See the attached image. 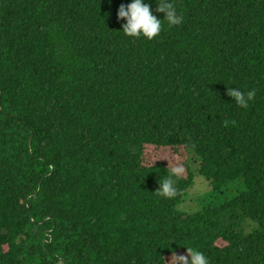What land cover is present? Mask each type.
Instances as JSON below:
<instances>
[{
	"label": "trees",
	"instance_id": "16d2710c",
	"mask_svg": "<svg viewBox=\"0 0 264 264\" xmlns=\"http://www.w3.org/2000/svg\"><path fill=\"white\" fill-rule=\"evenodd\" d=\"M170 2L183 22L148 40L116 18L131 0H0V264H264V0Z\"/></svg>",
	"mask_w": 264,
	"mask_h": 264
},
{
	"label": "clouds",
	"instance_id": "9594fccd",
	"mask_svg": "<svg viewBox=\"0 0 264 264\" xmlns=\"http://www.w3.org/2000/svg\"><path fill=\"white\" fill-rule=\"evenodd\" d=\"M155 11L163 13V19H158L153 15L150 4L143 3L142 0H131L130 4L121 3L117 9V20H125L121 25V29L128 37H145L148 40L158 36L162 30V22L167 21L168 26L172 27L180 25L183 22V16L177 13L176 6L170 0H157ZM226 95L231 97L235 103L243 108L248 107V101L253 100L256 90L252 89L247 92L239 88L233 89L226 87ZM235 124V121H223V126ZM180 168H174L173 174H179ZM175 180L173 175H169L158 181L159 187L156 192L164 197H173L176 194ZM140 194L128 201L122 199L121 207L123 212L120 215V222L125 230L130 233L137 234L145 227V217L148 212L147 200ZM126 204L124 207L122 204ZM175 264H208L205 255L192 248H187L183 253L173 254Z\"/></svg>",
	"mask_w": 264,
	"mask_h": 264
},
{
	"label": "rangeland",
	"instance_id": "374dc122",
	"mask_svg": "<svg viewBox=\"0 0 264 264\" xmlns=\"http://www.w3.org/2000/svg\"><path fill=\"white\" fill-rule=\"evenodd\" d=\"M181 151L178 150V153L175 154L174 159L171 160V163L173 164V167H183V158L181 157ZM205 178L201 175V176H197V186H196V191L199 192L202 189V180H204ZM189 200H193L194 196L189 195L188 196ZM171 233H166V234H159L158 235V241L161 242L162 245V251L165 253L167 251H171L173 249H177L178 247L176 246V244L174 243L173 238L175 235ZM173 238V239H172ZM96 245H98V243H96ZM171 261L175 264V261L173 259V256L170 258Z\"/></svg>",
	"mask_w": 264,
	"mask_h": 264
},
{
	"label": "bare ground",
	"instance_id": "6f19581e",
	"mask_svg": "<svg viewBox=\"0 0 264 264\" xmlns=\"http://www.w3.org/2000/svg\"><path fill=\"white\" fill-rule=\"evenodd\" d=\"M20 85V84H19ZM134 186H137V185H134ZM116 188L115 187H112V188H110L109 190H115ZM99 201H101V198L100 197H97L96 199H90L88 202L90 203L89 204V206H88V208H93L95 205H97V206H100V202ZM102 202V201H101ZM124 207L126 206V204H122ZM72 211L75 213V214H79L80 212H82L83 211V209H81L80 208V210H77V209H75V208H73L72 209ZM170 235H172V234H170ZM175 235V234H174ZM173 238H175V236L173 237ZM172 238V239H173ZM173 241H174V243L176 244V246L178 247L179 246V244L176 242V240L175 239H173Z\"/></svg>",
	"mask_w": 264,
	"mask_h": 264
}]
</instances>
